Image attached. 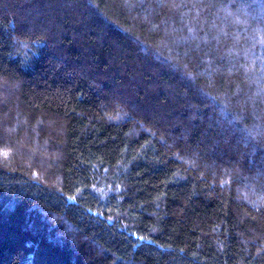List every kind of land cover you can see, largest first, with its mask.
<instances>
[{
  "label": "trees",
  "instance_id": "obj_1",
  "mask_svg": "<svg viewBox=\"0 0 264 264\" xmlns=\"http://www.w3.org/2000/svg\"><path fill=\"white\" fill-rule=\"evenodd\" d=\"M0 264H264V0H0Z\"/></svg>",
  "mask_w": 264,
  "mask_h": 264
}]
</instances>
